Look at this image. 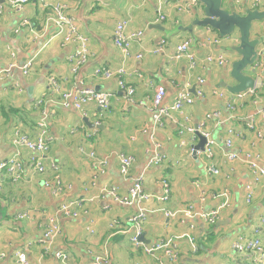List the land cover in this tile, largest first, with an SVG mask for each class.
<instances>
[{"label": "crops", "instance_id": "1", "mask_svg": "<svg viewBox=\"0 0 264 264\" xmlns=\"http://www.w3.org/2000/svg\"><path fill=\"white\" fill-rule=\"evenodd\" d=\"M254 1L240 0L237 4L223 0L222 7L244 16L246 10L252 11ZM260 2L257 11L261 12L264 0ZM0 5V72L8 71L0 79V162L16 155L23 163L21 181L5 180L0 191V254L4 255L0 264H18L17 251L25 252L29 264H91L96 257L102 264H252V253L235 254L232 246L241 236L264 241V225L259 222L264 217V176L253 184L252 171L244 159L247 154L258 155L264 168V21L253 23L250 31V39L259 40L258 59L245 70L255 80L254 95L232 109L227 107L231 93L221 85H236L230 72L239 57L230 48L239 45L237 32L220 38L210 29L195 28L196 43L191 50L198 66L190 69L186 60L172 59L176 46L190 40L187 32L173 35L174 30L204 17L202 7L193 0H36L22 8L0 0ZM57 7L88 40V61L76 73L70 71L67 58L78 44L67 41L66 25L55 22ZM158 13L165 16L161 23L156 22ZM122 21L127 22L126 33L143 32L141 40L131 44L128 55L112 40L116 25ZM158 25L166 32L158 30ZM161 40L165 44L156 52ZM207 56H223L226 63L222 67L203 64ZM29 61L31 66L23 75L21 68ZM98 68L124 69L125 81L135 90L134 102L125 103L115 79L95 76ZM198 78L204 80L203 85L197 83ZM51 79L63 91L92 88L113 92L111 106L107 112L93 104L81 112L63 109L58 105L59 96L51 93ZM186 85L193 104L173 112L161 129L154 127L150 100L155 89H164V104L172 105ZM196 89H202V97L196 95ZM218 91H225V96H217ZM39 100L44 101L41 107L36 106ZM40 111L48 114L43 174L30 166V152L14 142L17 134L36 138ZM210 112H219V118L205 120ZM250 119L256 126L253 131L247 128ZM200 123L215 141L210 159L202 152L194 158L190 147L198 138L178 133L182 127L196 129ZM229 129L234 135L232 146L227 148L224 142ZM91 152L97 159L107 160L103 174L95 170ZM120 153L134 160L127 178L119 173ZM230 153L237 159L228 160ZM154 154L164 156V160L145 168ZM51 162L58 171L50 168ZM210 167L219 174L209 173ZM138 176H142L143 190L149 195L141 204L146 214L141 226L144 244L171 240L177 250L175 261L163 252L151 256L135 248L130 241L134 228L129 219L136 206L101 197L108 187L125 195L131 179ZM56 180L62 185L58 193ZM162 181L169 186L165 201L161 200ZM251 183L252 198L247 203L246 186ZM77 200L82 205L76 218L59 214L61 203ZM212 211H218V216L209 225L201 216ZM23 213L25 218L16 217ZM49 218L58 222L61 232L44 247L37 240ZM189 238L197 245L195 252ZM57 252L66 256L64 262L55 257Z\"/></svg>", "mask_w": 264, "mask_h": 264}, {"label": "built area", "instance_id": "2", "mask_svg": "<svg viewBox=\"0 0 264 264\" xmlns=\"http://www.w3.org/2000/svg\"><path fill=\"white\" fill-rule=\"evenodd\" d=\"M36 0H9V3L14 8H22L24 5L28 3H32ZM175 1V0H171ZM237 4L240 3V0H235ZM197 0H193V4L197 5ZM261 6L260 0H255L251 4V10H259ZM55 22L61 26L66 25L67 27V41H75L78 46L76 52H74L71 56L67 58V61L70 64V71L72 73H76L85 63L88 61L89 51H88V40L87 38L81 36L76 27L74 26L73 21L70 18H67L61 11L59 7L55 8ZM2 14V6L0 5V15ZM165 20V16L161 13H158L156 22L161 23ZM26 22H23V25ZM127 22L122 21L119 22L113 32V44L116 48H118L124 55H128V51L133 42H139L143 36L142 31L130 32L126 33ZM159 46L155 50L158 52L161 50L163 45L165 44V40H161ZM264 44V43H263ZM140 59V56L136 57ZM173 60H181L184 59L188 62L189 68L194 69L198 66L199 60L197 59L194 52L191 50L190 40L184 39L178 44L172 55ZM203 64H212L218 67H222L225 65L226 61L223 56H207L203 61ZM31 66V62L25 63L21 70L22 74L26 75ZM8 71L0 72V79L5 76ZM8 75V74H7ZM95 76H101L104 79H115L116 85L120 91L124 93V101L126 104H132L134 102V88L129 85L124 77L127 75L124 69L119 68L117 70L111 71L108 69H96L94 71ZM197 83L201 86L204 83V80L201 78L197 79ZM50 90L52 94H56L60 98V102L58 105L63 109H73L75 111L81 112L87 105L93 104L95 105L101 112H107L111 106V100L114 97L113 92L109 91H96L92 88H82L74 91H63L59 88L57 82L53 79L49 81ZM189 86H183L176 94L175 100L172 105H165V90L162 88L155 89V93L150 100L151 106V120L153 126L156 128H162L164 126V121L169 118L173 112H181L186 107H189L193 104L194 98L189 91ZM198 97L203 96L202 89H196L195 91ZM217 96L220 98L225 96V91L215 92ZM254 95L253 90H248L244 93L240 94H230V99L227 101V107L232 108L236 104L243 105L244 102L251 99ZM44 104L43 100H39L36 103L37 107H41ZM220 116L219 112H210L205 116V120L209 121L212 119H218ZM36 130L37 135L35 139L29 138L25 134H17L15 138V144L20 148H24L30 152V157L28 162L32 169L39 173L43 174L45 171L43 156L48 152V145L46 142L47 134H48V114L45 111H40V117L36 122ZM254 121L250 119L247 122V128L249 130H254L255 128ZM180 135L187 133L193 137V139H197L198 136H201L205 140L204 150L202 151L203 155L207 158L213 157V148L215 145V141L204 128V124L200 123L196 129L193 127H182L178 130ZM234 132L232 129L227 131V138L224 142L227 148L232 146V138ZM258 137L261 138V134L257 133ZM194 146L190 147L191 155L194 152ZM157 147H159L157 145ZM200 152H197V155ZM89 156L94 159V167L95 170L99 174H103L105 171V167L107 164V160L97 159L93 152L89 153ZM118 164H119V173L122 177H129V171L133 164V158L131 156L125 154L117 155ZM228 160L237 159L236 154L230 153L227 156ZM244 159L247 162L248 168L252 171L253 175V184H256L259 181L260 177L264 176V168L260 166V156H252L251 154L245 155ZM164 160V156L154 154L149 157L145 168H150L154 165H159ZM50 168L54 171H58V166L51 162ZM209 173L213 175L219 174L218 170L214 167H210L208 169ZM23 172V163L21 160L15 155L6 160L0 162V191L2 190L3 182L5 180H10L12 183H17L22 179ZM249 184L246 186V196L245 201L250 203L252 198V187L253 184ZM162 186L164 190V196L161 198L162 201L167 200L169 195V186L166 181H162ZM62 185L59 180H56L55 184V192H61ZM226 196V194H224ZM101 197L111 200L116 204H120L123 206H136L137 211L133 214L129 223L134 228V234L131 236L130 241L135 248L141 249L145 254L153 256L156 252H163L165 256L170 261H175L177 258V250L176 246L171 240L159 241L153 245H146L138 240V236L141 234V226L144 220L146 219L145 209L141 206V204L149 199V195L143 190V178L142 176H138L131 179V184L128 187L125 195H120L118 190L115 187H108L102 190ZM82 201H69L66 203H61L58 211L61 216L66 218H76L78 216L77 208L81 207ZM218 216V211H212L210 213L204 214L201 218L209 225H212ZM18 219H23L26 217V214H18L16 216ZM260 224L264 225V217L259 219ZM191 229L194 226H190ZM60 227L58 222L54 218H49L45 227L43 228L42 236L37 240L38 244L45 247L47 244H51L59 235H60ZM189 242L193 251L197 250V245L193 238H189ZM232 251L235 254L241 255L244 253H252L253 262L252 264H264V241L260 238L255 239H246L245 237H239L236 242L232 246ZM16 261L18 264H29L25 252L17 251L15 252ZM4 255L0 254V258ZM55 257L58 260L64 262L66 260V256L62 252H57ZM103 261L100 257L94 258V261L91 264H102Z\"/></svg>", "mask_w": 264, "mask_h": 264}, {"label": "water", "instance_id": "3", "mask_svg": "<svg viewBox=\"0 0 264 264\" xmlns=\"http://www.w3.org/2000/svg\"><path fill=\"white\" fill-rule=\"evenodd\" d=\"M223 0H197L202 7L203 18L196 17L191 24L183 28L177 27L173 35L178 32H187L190 36L191 46H195L196 38L193 34L195 28H206L216 32L220 38H227L235 32L239 35V45L230 48V51L235 52L239 60L232 64L230 78L236 82L234 86L222 84L230 93L240 94L255 88V80L245 74V70L253 66L258 59L259 52L257 47L259 40L250 39V31L253 23L264 21V11L246 10L245 15L237 14L233 10L226 11L222 7ZM162 32H166L161 26L156 27ZM199 142L194 146L193 157L196 158L197 152L204 150L205 140L198 136ZM138 240L144 242L143 234L138 236Z\"/></svg>", "mask_w": 264, "mask_h": 264}]
</instances>
